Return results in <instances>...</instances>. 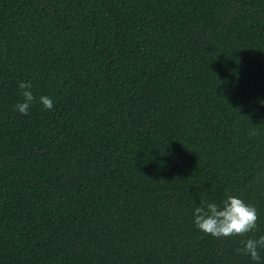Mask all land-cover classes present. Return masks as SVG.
I'll list each match as a JSON object with an SVG mask.
<instances>
[{
  "label": "trees",
  "instance_id": "1",
  "mask_svg": "<svg viewBox=\"0 0 264 264\" xmlns=\"http://www.w3.org/2000/svg\"><path fill=\"white\" fill-rule=\"evenodd\" d=\"M228 195L257 229L199 230ZM260 235L264 0H0V264H256Z\"/></svg>",
  "mask_w": 264,
  "mask_h": 264
},
{
  "label": "clouds",
  "instance_id": "2",
  "mask_svg": "<svg viewBox=\"0 0 264 264\" xmlns=\"http://www.w3.org/2000/svg\"><path fill=\"white\" fill-rule=\"evenodd\" d=\"M22 102H18L14 108L23 115H27L35 96L31 91V82H18ZM39 102L44 108L51 110L54 107L53 100L46 95L39 97ZM194 223L205 234L213 237L243 236L257 229L258 214L255 206L245 203L241 198L228 195L220 203L208 202L200 198L199 206L194 209ZM243 247L238 252L248 256L256 264H260V250L264 249V235L258 238H248L242 241Z\"/></svg>",
  "mask_w": 264,
  "mask_h": 264
}]
</instances>
